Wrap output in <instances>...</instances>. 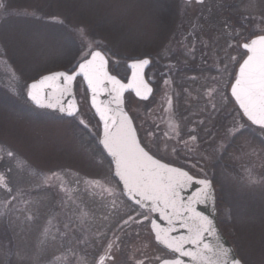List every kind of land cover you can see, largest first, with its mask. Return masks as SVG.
Here are the masks:
<instances>
[{
	"label": "rangeland",
	"instance_id": "374dc122",
	"mask_svg": "<svg viewBox=\"0 0 264 264\" xmlns=\"http://www.w3.org/2000/svg\"><path fill=\"white\" fill-rule=\"evenodd\" d=\"M0 3L8 9L6 14L0 13V148L16 151L45 174L50 169L59 173V179L49 187L28 174L13 171L12 181L29 193L26 199L33 203L28 207L35 212L36 219L23 230L16 214L10 215L11 223L0 219V264H49L58 256H66L69 264H75L76 255L69 248L77 255H85L86 248L91 260L99 247L94 233L118 219L112 216L108 221L101 220L111 200L104 189L114 186L116 181L113 179L109 184L105 179L109 177V158L101 152L95 137L89 136L72 118L36 109L22 96L25 85L34 78L49 70L68 67L79 57L81 41L71 31L76 26H85L94 39L117 54L113 67L121 76L128 75L130 56L155 54L163 72L168 65H174L171 87H165L148 101L127 96V109L140 129L141 138L145 130L156 132L159 125L157 135L163 139V133L169 131L170 118L179 124L184 139L188 137L184 134L194 128L201 134L200 142H189L187 148L182 143L175 144L178 151L170 158L178 164L205 163L202 165L218 190L225 233L237 254L247 264H264V152L261 151L264 133L246 130L237 138L232 158L222 160L233 165L215 163L218 157L213 151V140L224 136L223 110L219 117V113L211 111L206 98L197 99L198 92L206 91V82L217 75L215 69L220 67L212 49H218L219 56L227 52L236 55L228 48L231 36L260 26L264 0H205L203 4L183 0H0ZM223 11L234 15L232 24L227 28L212 26L211 22ZM170 12L176 14L170 16ZM249 15L254 19L247 20ZM53 16L62 18L64 25L52 22ZM191 49L194 51L190 52ZM205 52L209 54L205 56ZM185 57H197L199 64L195 69L182 67ZM192 77H197L195 82ZM84 88L77 82V99L83 118L91 121L90 127L95 131L96 118L89 111ZM14 89L21 95H15ZM167 89L172 94L173 106L169 111H165ZM215 102L221 108L219 98ZM201 120L204 124L198 127ZM218 126L220 129H216ZM209 131L212 137L207 135ZM246 141L255 147V154ZM3 166L6 163L0 161V170ZM197 167H192L196 174ZM95 180L100 184L93 187L90 182ZM61 183L66 191L60 190ZM5 198L0 190V202ZM16 207L26 206L21 202ZM81 210L90 213L83 226ZM0 211H4L2 203ZM19 215L23 219V214ZM46 225L50 236L55 234L57 240L49 238L41 245V232ZM82 227L89 229V245L76 243L78 238H84ZM57 229L67 233L63 247ZM116 235L120 236L121 245L119 264H134L137 260L156 264L155 257L163 254L147 228L133 226L125 232L117 231ZM107 238L113 239V233L108 232Z\"/></svg>",
	"mask_w": 264,
	"mask_h": 264
},
{
	"label": "snow or ice",
	"instance_id": "6c2138e0",
	"mask_svg": "<svg viewBox=\"0 0 264 264\" xmlns=\"http://www.w3.org/2000/svg\"><path fill=\"white\" fill-rule=\"evenodd\" d=\"M203 2L204 0H196L199 4ZM7 11V5L0 3V13L6 14ZM51 19L60 25L65 23L60 17L53 16ZM246 19L250 21L254 17L249 15ZM71 31L81 41L79 57L62 70H49L34 78L25 85L22 96L26 103L36 109L52 110L75 120L83 131L95 137L102 146L101 152L106 153L109 158V177L105 179L109 184L113 179L116 183L104 189L111 200L102 213L101 220L108 221L112 216H117L118 219L115 224H105L104 230L94 233L99 247L91 260L88 259L86 248L85 255H77L73 249H68L76 255L75 264H119L121 245L118 243L120 236L116 232H125L133 226L147 228L157 246L161 247L163 254L155 257L156 264H247L233 246H225L216 220L199 210L200 205L215 207L216 189L213 178L209 177L203 166L193 165L199 166V173L193 175L184 166H174L170 158L171 154L178 151L175 144L182 143L187 148L189 141L198 142L199 133L196 129L190 130L187 133L188 140H184L179 124L170 118L169 131L163 133V139L157 135L159 125L156 126V132L145 130L144 138H141L139 127L125 110L126 93L134 92L143 101L154 96L153 81L147 78L146 72L153 64L152 58L148 55L127 57L130 75L121 79L109 70V65L116 62L115 52L94 39L85 26H76ZM231 40L228 48L236 55L227 52L224 56H219V50L212 49L218 57L220 67L215 69L217 75L206 82V91L198 92L197 95L198 100L206 98L212 112L219 113L223 110L234 114L230 126L226 127L224 136L221 137V143L213 149L222 152H227L231 147L229 139L236 140L248 129L264 133V10L261 11L260 26L254 30L246 29L245 33H235ZM210 47L205 45V48ZM208 54L204 53L205 56ZM173 68L174 65H168L167 71L161 73L163 84L167 87H171L173 83ZM191 79L195 82L197 77ZM77 82L85 86L84 95L88 99L89 111L93 118L98 117L95 131L90 127L91 121L85 120L81 114V105L75 91ZM13 92L17 96L21 95L15 89ZM217 98L221 108L217 107ZM166 104L165 111H169L173 106L171 97H167ZM203 124L204 120H201L198 127ZM207 135L212 137L213 134L209 131ZM170 141L174 143L170 144ZM213 143L215 144V140ZM245 143L255 154V147L248 141ZM261 144H264V139ZM261 151L264 152V148ZM0 161L6 163L3 170H0V190H3L6 197L0 202L4 208V211H0V219L11 223L10 215L16 214V221L23 230L35 221L36 214L28 207L33 203L26 199L29 193L21 185L13 183V171L28 174L49 187L59 179V173L50 169L45 174L16 151L7 148H0ZM103 162L101 160V164ZM90 183L95 187L100 181ZM194 186V190L185 196V190L193 189ZM59 187L61 191H66L62 183ZM21 202L26 206L23 209L16 207ZM20 213L23 214V219L20 218ZM89 215V212L81 210V226ZM47 224H51L50 219ZM88 231L89 229L82 227L84 238H78L77 244H90ZM108 232L113 233V239L107 238ZM41 236V245L49 238L57 240L55 234L50 236L47 225L43 227ZM66 236V232H59L61 247L64 246ZM49 264L69 262L66 256H58ZM134 264L145 262L137 260Z\"/></svg>",
	"mask_w": 264,
	"mask_h": 264
},
{
	"label": "flooded vegetation",
	"instance_id": "af4514ba",
	"mask_svg": "<svg viewBox=\"0 0 264 264\" xmlns=\"http://www.w3.org/2000/svg\"><path fill=\"white\" fill-rule=\"evenodd\" d=\"M183 1H185V2H196L195 0H183ZM204 2H205V0H204ZM203 2V3H204ZM199 4V3H198ZM174 14H176V13H173V12H170L169 13V15L171 16H173ZM232 16H234L233 14H231V12H224L223 11V15H218L216 18H214V20L211 22V25L212 26H218L219 28H220V26H222V27H225V28H227L226 26L227 25H231L232 23H231V21H232ZM208 18V16L206 15V19ZM171 26V24L169 25V27ZM167 35V34H166ZM166 38H167V36H166ZM150 57L152 58V60H153V64L150 66V68L149 69H147V78L148 79H150V80H152L153 81V88H154V96H156V94L157 93H159V91H161L162 89H163V91H164V88L165 87H167V86H165L164 84H163V80L161 79V73H164L163 72V68H162V65H160V64H158V62H157V57L158 56H156L155 54H153V55H150ZM185 60H183L182 61V64H181V66L182 67H190V68H193V69H195L196 67V65L197 64H199V63H197L196 61L199 59V58H197V57H194V58H187V57H185L184 58ZM150 73V75H151V77H149V74ZM172 86V85H171ZM169 88V87H168ZM168 91L166 92L167 93V97H171L170 96V94H171V91H169L170 89H167ZM172 95V94H171ZM154 96L153 97H150V99H152V98H154ZM167 97H166V99H167ZM149 99V100H150ZM220 114H221V112H219V117H221L222 116V122L224 123V132H225V129H226V127H228V126H230V124H231V119L233 118V116H234V114H229L228 112H226V111H223V115H221L220 116ZM219 117H218V119H219ZM216 129H220V126H218ZM187 131H189V130H187ZM219 131V130H218ZM187 133L188 132H186L184 135H187ZM203 133H205V131L203 132ZM200 136H201V134L198 136V142H200ZM184 139V138H183ZM184 140H188V137H186ZM189 142H191V141H189ZM228 142H230L231 143V147H229L228 148V150H227V152H222V151H214V154H216L215 155V157H218V158H216V162L215 163H217V164H221L223 161V158L224 157H227V158H230L231 156H232V154L236 151V149H237V139L236 140H234V141H232L231 139H229V141ZM221 143V137H220V139H216L215 140V144H214V147H213V149L215 148V146L216 145H218V144H220ZM232 158V157H231ZM204 162H205V160H204ZM180 164H178V163H173V164H175V165H178V166H184L187 170H190V173H192V174H196V172H194L193 171V169H192V167H193V165L190 163V162H187V163H184V162H179ZM202 164H205V163H202L201 162V165H199V166H203L204 167V169H205V166L204 165H202ZM223 165H228V166H230V165H233L230 161H228V162H223ZM196 168V167H195ZM197 169L198 170H196V171H199V167H197ZM215 183V182H214ZM214 187H215V184H214ZM216 189V198H217V213H218V220H219V225H220V228H221V230H222V232L227 236V234L225 233V223H223L222 222V220H221V217H220V211H219V195H218V190H217V188H215ZM228 237V236H227ZM229 238V237H228ZM230 239V238H229ZM232 242V241H231Z\"/></svg>",
	"mask_w": 264,
	"mask_h": 264
},
{
	"label": "water",
	"instance_id": "95a60500",
	"mask_svg": "<svg viewBox=\"0 0 264 264\" xmlns=\"http://www.w3.org/2000/svg\"><path fill=\"white\" fill-rule=\"evenodd\" d=\"M196 1V0H195ZM128 63V62H127ZM109 70H110V67H109ZM129 70V69H128ZM146 71H147V69H146ZM110 72H111V70H110ZM112 73V72H111ZM112 74H114V73H112ZM114 75H116V74H114ZM129 75H130V71H129ZM128 75V76H129ZM118 78H120L119 76H118ZM127 78V77H126ZM122 79V78H121ZM32 82V81H31ZM30 82V83H31ZM128 94H132V95H134L135 96V93L134 92H130V93H126L125 94V98H126V96L128 95ZM136 97V96H135ZM137 99H139L140 100V98L139 97H136ZM78 100V99H77ZM141 101H143V100H141ZM43 110H47V109H43ZM125 110L128 112V110H127V108H126V104H125ZM47 111H51V112H54V111H52V110H47ZM55 113H57V112H55ZM129 113V112H128ZM57 114H59L60 116H63V117H66L64 114H62V113H57ZM129 115H130V113H129ZM131 116V115H130ZM132 117V116H131ZM69 118V117H68ZM97 119H98V117H97ZM102 147V146H101ZM106 154V153H105ZM175 166V165H174ZM194 188H195V186L193 187V189H187V190H185V192H184V195L185 196H187L188 194H190V192L192 191V190H194ZM199 210H201V211H203L206 215H208L209 217H211V218H214L215 220H216V222L218 223V225H219V221H218V213H217V206H216V200H215V207L213 208V206L212 205H200L199 206ZM161 223H164V222H161ZM219 228H220V225H219ZM220 231H221V233H222V235H223V237H224V240H225V246L227 247V246H233L232 244H231V242H230V240L223 234V232H222V230H221V228H220Z\"/></svg>",
	"mask_w": 264,
	"mask_h": 264
},
{
	"label": "trees",
	"instance_id": "16d2710c",
	"mask_svg": "<svg viewBox=\"0 0 264 264\" xmlns=\"http://www.w3.org/2000/svg\"><path fill=\"white\" fill-rule=\"evenodd\" d=\"M95 38V37H94ZM110 69L112 70L113 73L117 74V75H120L119 72L116 70L115 67H113V63L110 64ZM121 76V75H120Z\"/></svg>",
	"mask_w": 264,
	"mask_h": 264
}]
</instances>
